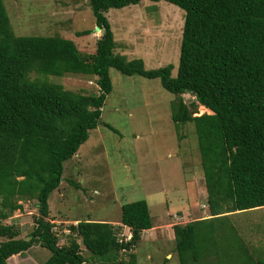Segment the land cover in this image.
<instances>
[{"label": "trees", "instance_id": "16d2710c", "mask_svg": "<svg viewBox=\"0 0 264 264\" xmlns=\"http://www.w3.org/2000/svg\"><path fill=\"white\" fill-rule=\"evenodd\" d=\"M3 1L0 264L37 246L50 252L43 264H137L132 251L143 232L154 226L145 200L121 206V226L92 220L70 225L67 231L72 236L66 246H58L61 234L49 220V197L59 189L64 163L99 125L112 91L110 69L159 80L165 91L177 97L173 121L194 126L204 179L203 207L210 217L172 226L181 264L188 263V253L191 264L212 253L201 241L216 235L214 222L264 207V0H148L153 4L164 1L184 11L176 70L172 64L147 70L142 59L128 60L115 52L105 14L143 0H88L102 34L95 52L87 56L68 38L16 36ZM89 34L76 33L78 37ZM31 74L39 77L31 79ZM66 75L95 78L98 94L73 92L47 81V76ZM185 94L193 102L186 104ZM197 106L212 114L194 116ZM28 200H35L38 215L28 238H18L15 226L5 222L23 209L20 201ZM122 226L131 232L129 241L121 237ZM243 248L237 254H226V260L239 256L243 261L237 259L234 264H263Z\"/></svg>", "mask_w": 264, "mask_h": 264}, {"label": "rangeland", "instance_id": "374dc122", "mask_svg": "<svg viewBox=\"0 0 264 264\" xmlns=\"http://www.w3.org/2000/svg\"><path fill=\"white\" fill-rule=\"evenodd\" d=\"M3 3L16 36L68 38L83 56L95 52L102 31L96 30L88 0H4ZM105 15L117 54L128 60L142 59L147 70L168 64L176 70L184 11L164 1L153 4L143 0L139 5L110 9ZM82 31L90 34L78 37L76 33ZM109 75L112 91L102 108L99 125L90 131L77 154L64 163L59 189L49 197V220L61 234L58 246L68 244L72 233L68 234L67 228L77 221H104L121 226V206L145 200L153 225L166 226L155 229L156 238L152 234L141 236L132 251L137 264H181L172 226L210 217L203 207L206 206L204 179L194 126L173 121L177 97L165 91L159 80L125 76L114 69H110ZM38 77L31 74V79ZM47 79L73 92H99L93 77L66 75L47 76ZM183 100L190 104L194 98L185 94ZM201 107L197 106L194 116L212 114ZM19 203L23 209L5 223L15 226L18 238H28L38 215L36 202ZM214 223L216 235L201 241L212 248V253L202 256L195 264L243 261L239 256L228 260L225 256L237 254L245 246L254 261L261 260L264 264V207L237 212ZM129 231L122 226V235ZM191 255L188 253L187 264H191ZM49 257L48 250L37 246L7 262L43 264Z\"/></svg>", "mask_w": 264, "mask_h": 264}, {"label": "crops", "instance_id": "0c3cea01", "mask_svg": "<svg viewBox=\"0 0 264 264\" xmlns=\"http://www.w3.org/2000/svg\"><path fill=\"white\" fill-rule=\"evenodd\" d=\"M159 226H160V227H156V226L154 225L152 229L143 232V234H145L147 237H150V235L152 234V235H154L155 238H156V237H157V236H156V235H157L156 230L159 229V228H161V227H164V226H166V225H162V226L159 225ZM155 229H156V230H155ZM143 234H142V235H143Z\"/></svg>", "mask_w": 264, "mask_h": 264}, {"label": "built area", "instance_id": "2783aa9c", "mask_svg": "<svg viewBox=\"0 0 264 264\" xmlns=\"http://www.w3.org/2000/svg\"><path fill=\"white\" fill-rule=\"evenodd\" d=\"M121 237H124V241H129L131 238V235L130 234L127 236L121 235ZM120 242H122V240H120Z\"/></svg>", "mask_w": 264, "mask_h": 264}, {"label": "bare ground", "instance_id": "6f19581e", "mask_svg": "<svg viewBox=\"0 0 264 264\" xmlns=\"http://www.w3.org/2000/svg\"><path fill=\"white\" fill-rule=\"evenodd\" d=\"M201 108L203 109V111H204V110H206V111L208 110V109H206V108H204V107H201ZM208 112L211 113L210 110H208Z\"/></svg>", "mask_w": 264, "mask_h": 264}, {"label": "clouds", "instance_id": "9594fccd", "mask_svg": "<svg viewBox=\"0 0 264 264\" xmlns=\"http://www.w3.org/2000/svg\"><path fill=\"white\" fill-rule=\"evenodd\" d=\"M129 234L131 235V232H130V231H129L127 234H125L124 236H127V235H129Z\"/></svg>", "mask_w": 264, "mask_h": 264}, {"label": "water", "instance_id": "95a60500", "mask_svg": "<svg viewBox=\"0 0 264 264\" xmlns=\"http://www.w3.org/2000/svg\"><path fill=\"white\" fill-rule=\"evenodd\" d=\"M96 30H97V31H101L98 27H96Z\"/></svg>", "mask_w": 264, "mask_h": 264}]
</instances>
